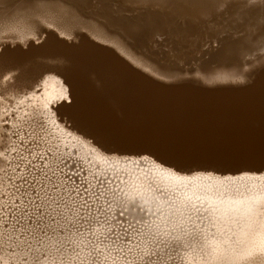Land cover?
I'll use <instances>...</instances> for the list:
<instances>
[{"label":"snow or ice","instance_id":"obj_1","mask_svg":"<svg viewBox=\"0 0 264 264\" xmlns=\"http://www.w3.org/2000/svg\"><path fill=\"white\" fill-rule=\"evenodd\" d=\"M16 17L6 22L4 34L34 32L32 45L51 35L52 25L68 30L90 4L98 8L122 7L148 10L163 25L160 37L179 42L194 31L227 19L243 37L264 41V0H17ZM223 43V41H222ZM53 48L54 44L51 45ZM0 45V249L10 264H174L166 232L150 219L143 206L145 191L168 202L170 190L145 174L135 177L122 170L112 174L98 169L91 157L54 135L43 112L21 110V96L36 90L42 78L9 55ZM75 53L53 51L52 64H62ZM264 71V58L261 62ZM255 67L250 68L254 72ZM67 79V77H66ZM65 101L72 106L75 92ZM63 119V118H62ZM76 120H65L67 127ZM81 127H86L82 124ZM104 153L148 156L178 173L216 171L176 162L159 150L141 148L123 152L100 142L87 131L81 133ZM240 171H264L261 167ZM195 205H181L176 213H200ZM190 218V217H189ZM142 242V243H141ZM252 264H264V252L249 253Z\"/></svg>","mask_w":264,"mask_h":264},{"label":"bare ground","instance_id":"obj_2","mask_svg":"<svg viewBox=\"0 0 264 264\" xmlns=\"http://www.w3.org/2000/svg\"><path fill=\"white\" fill-rule=\"evenodd\" d=\"M87 14H85L81 11V14L79 17L83 18L84 16H87ZM89 16H87L88 19H89ZM82 18H81V20H83ZM92 18L93 17H91L90 19H92ZM130 19L131 18H129V22H130ZM74 22H76V21H74ZM80 22L82 23V21H79V23ZM95 22H97V21H95ZM126 22H128V21H126ZM86 23H87V21H86ZM110 23H112V20ZM91 24H90V26H91ZM126 24L124 23L123 25H126ZM133 24H135V23H133ZM149 24H150V21H149ZM80 25H82V24H80ZM86 25H89V24H86ZM154 25H156V24L154 23ZM227 25H231V24H229L227 19L218 20L216 23L209 25L207 29L194 31L193 34L188 39L183 40V41H179V42L175 41V42L176 43H183L184 42V44L186 43L185 41L189 42L188 46H182V49H181V52H182V50L186 47L185 50L189 53V52H192V51L198 49V47L202 44V42L204 40H206V41H207V39H209L211 41L213 40L214 45L216 42L218 43V44L216 43L219 46V48H218L219 50L218 51L216 50L218 53H220V54L221 53H227V55L231 54V57H232V55H234V56H237L238 58L239 57L243 58V56L248 54L249 51L256 50V47L259 44H263L262 42H264V41H261L260 39H257L255 42H253L249 38H246L249 40L245 41V39H242L244 37L241 35H239L238 38L236 35V38H233V39L231 37H229V35L225 36V37L220 36V32H222V31L226 32V30L229 29V27L226 29ZM104 26H106V24ZM127 26H126V28H127ZM74 27L76 28V26H74ZM77 27H78V25H77ZM120 27H122V26H120ZM57 28L60 29L62 32L67 33V31L64 28H61V27H57ZM75 28H73V29H75ZM98 28H99V25H98ZM130 28H131V26H130ZM144 28H145V26H144ZM144 28H142L143 32H144ZM106 29H108V28H106ZM121 29H124V28H121ZM155 29L158 31L164 30V28L162 29V26L160 28V27H158V25H157V28H155ZM88 30H91V28ZM131 30H133V29H131ZM104 31H105V29H104ZM108 31H109V29H108ZM111 31H113V30H110V32ZM115 31H114V33H115ZM127 31H126V33H127ZM71 32H76V31H69L68 33H71ZM77 32H78V29H77ZM96 32H98V31H96ZM105 32H107V30ZM105 32H103V34H101V35H105V37H106V35H108V34H104ZM132 32H134V30ZM138 32H140L139 28H138ZM78 33H80V32H78ZM158 33H160V32H158ZM91 34H93V33H91ZM99 34H100V32H99ZM131 34H129V35H131ZM86 35H87V37L89 36L88 34H86ZM137 35L138 34H136V36ZM232 35H234V34L232 33ZM90 36H93V35H90ZM115 36H118V35H115ZM134 36H135V34H134ZM138 36H140V35H138ZM146 36H148V35H146ZM146 36L144 37V39L146 38ZM87 37H81L80 36L79 42L71 43V42L63 41V40L59 39L56 35H54L52 33L51 35L46 36L44 41H47V42L44 43L43 45H41V44L30 45L27 48H20V47L9 48L10 49L9 55H11L12 57L16 58L17 60L23 62L25 65H27L29 67L32 64L34 65L35 61L37 62L36 59H38V57H44L47 60L50 59L53 51L60 52V53H64V52L75 53V55L69 56V58L66 59L65 62L62 64H51V65L49 64L47 66L46 65L45 66L40 65V67L38 68V64L36 63L37 67L35 66L32 69H33L34 76H36V77L40 76L41 73L43 74L47 70L57 71L61 75V77L64 79L63 81L65 82V84L67 85V87L69 89L68 92L69 93L73 92V91L75 92L76 100L73 101L72 106H69L67 103L64 102L63 104H61L58 107L59 108L58 114H61L65 120H68L69 117H72L73 119H75L76 123L73 126L76 127L79 131H81V132L87 131L91 134H94L98 137L100 142L106 144L108 147H111V148L119 150V151L128 152V151H135V150H138L141 148H149L152 150H159L160 154L162 156L173 157L176 162L187 161L193 167H211V168H218V169L229 170V171L239 170L241 168H249V167L259 168V167H261V163H262V161H264V71L261 70V62L258 66L255 65L256 67H255L254 72H250V71H248V69L246 70V76H244L245 79L248 78V79H246L247 81H249V80L253 81L250 84L246 83L247 85H244L243 83H242L243 85H241L239 83L237 84L240 86H237L236 84L232 85L231 83L230 84L229 83L224 84L222 86H219L218 84L217 85H213V84L209 85V84L199 83L198 81L195 82L194 80L191 81L192 79L191 80H185V81L180 80V81H172V82H168V81L163 82L162 79L160 80L158 78L159 79L158 80L156 78L158 76L154 77L153 76L154 73L150 74L148 72H145L146 70L140 69V67L138 68V67L133 65L132 62H134V63L137 62V63H139V66L142 65L144 67L150 68V66L153 64L152 59H150L151 57H148V58L150 59L149 62L151 61L152 64H150L149 62L147 63L148 59H146L145 61L143 60V59H145L144 57L146 55L144 54L145 56L142 57L143 55L140 53L141 51H139L140 55L136 52L135 53L139 56L142 55L141 56L142 59H138V58H136V56L134 57V55L132 54L133 58L135 60L132 62H128L129 60L127 61V59L125 60L123 58L125 55L123 57H121V55L117 53L118 51L113 50L114 47L112 49V48H109L111 46H109V47L103 46L99 42L98 43L93 42L94 39H93V41H91ZM132 37H133V35H132ZM248 37H250V36H248ZM136 38L137 37H135V39ZM148 38H147V40H148ZM99 40H101V39H99ZM116 40H117V38H116ZM102 41H103V39H102ZM142 41L140 40V42H142ZM222 41H223V43H222ZM105 42H107L106 39H105ZM122 42L115 41V43L117 44L115 47L118 46L120 49H122L124 52H126L128 45L131 43L128 44L127 42L124 43L125 41H122ZM145 42H146V40H145ZM145 42H144V45H145ZM241 42H244V44H243L244 48L242 50L236 48L237 43L241 44ZM111 43H112V41H111ZM52 44L55 45L54 48L51 46ZM239 47H242V46H239ZM175 48H177V47L175 46ZM178 48H180V47H178ZM128 49H130V48H128ZM130 51H131V49H130ZM133 52L131 51L130 53H133ZM119 53H120V51H119ZM127 55L128 54H126V57H127ZM132 55H129V56L132 57ZM177 55L179 56V54H177ZM44 58H42V59H44ZM192 59H193V57L190 60H192ZM209 59L210 58H208V60ZM39 61L40 60L38 59V62ZM205 61H207V60L204 59V62ZM257 61H258V59H257ZM47 63H49V62L47 61ZM256 64H257V62H256ZM33 65H32V67H33ZM165 66L166 65H164V67ZM253 66L250 64V67H253ZM228 67L229 68H227V69L229 71L230 66H228ZM250 67H249V70H250ZM160 68H162V67H160ZM169 68H170V65H169ZM223 68L225 69V67H223ZM150 69H152V66ZM171 69H169L168 72ZM182 69H184V68H182ZM218 69H217V71H218ZM220 69H222V68L220 67ZM241 69H242V67H241ZM153 70L155 71L156 69H153ZM158 70H160V69H158ZM164 70H167V69L165 68ZM173 70H175V69L173 68ZM186 70H185V73H186ZM197 70L199 71V69H197ZM160 71L162 72V69ZM181 71H179V73ZM203 71H205V70H203ZM163 72H162V75H163ZM182 72H184V71H182ZM160 73H158V74H160ZM225 73H226V71H225ZM232 73H230V75ZM241 73H244V72L241 71ZM166 74H167V72H166ZM233 75L235 76L234 73H233ZM66 77H67V79H66ZM239 77H241V76H239ZM172 78L175 79L174 77H172ZM236 78H238V77H236ZM223 79H224V76H223ZM62 87H64V86L59 80H56V79L49 80V82L47 83V86L45 87L43 99H41V98L39 99V97L35 98V99H31V103H28L27 105H26V102L23 103L21 101L24 105L23 110H28V109H31L32 107H37L43 112V114H45V110L43 108L44 103L48 104V101L51 100L52 98H54L55 96H58L60 94L62 95L64 92V88H62ZM40 89H42V88H40ZM38 91H40V90H38ZM31 93H34V92H31ZM45 117H44V119H45ZM82 124L86 125V127H81ZM52 127H53V125H52ZM52 129H50V130H52ZM79 149H80V147H79ZM81 149H82V147H81ZM81 152H82V150L80 151V153ZM90 152H91V150H90ZM93 154H97V153H93ZM93 156L91 155V157H93ZM97 159H98V157H97ZM103 165L104 164L102 163V166ZM126 167H127V169L122 168V171H127V172L131 171L132 168H128L129 166H127V165H126ZM134 170L132 169V171L129 172V173L133 174V179H135V177H137V176L143 177L145 174H147L152 179H154L158 184L162 183L161 182L162 180L160 179V177L155 179V176H153L151 173L148 174V173H145L142 171L139 172V171H134ZM166 183H167V181H166ZM196 188H197V186H196ZM191 190H193V189H191ZM213 191H215V190L213 189ZM211 192H212V189H211ZM207 193H208V191H207ZM210 193H208V194H210ZM195 195H197V194H195ZM209 196H212V195H209ZM145 200L152 201L153 199L150 200V199L144 197V201ZM169 203H170V201H169ZM256 203H259V202H256ZM256 203H252V204L256 205ZM177 204H178V202H177ZM240 204H243V203H240ZM261 204L263 205V202ZM175 207H179V206L175 205ZM258 207H259V205H258ZM258 207L256 206L255 209H258ZM250 208H252V211H253L254 206L250 207ZM149 209L152 210L151 208H149ZM160 209H162V208H160ZM258 212H261V211H258ZM230 213H232V212H230ZM189 214L190 213H188V215ZM249 214L252 215V213H249ZM167 215L164 216L165 219H166V217H168ZM210 215H212V214H210ZM156 216L158 217V215H156ZM253 216H255V214ZM170 217H171V215H170ZM186 217H185V219H186ZM189 217H192V216H189ZM195 217H197V216H195ZM214 217H216V216H214ZM221 217H222V221H225V223L229 222V219L227 217H224V216H221ZM238 217H240V216H238ZM262 217L263 216L260 215L259 218H262ZM205 218L206 217H204V219ZM212 218L210 219L211 222L214 220V219L212 220ZM252 218H254V217H252ZM179 219H181V218L179 217ZM162 220L164 221V219H162ZM195 220H196V218L194 219V221ZM249 220L250 219H248V221ZM259 220H262V219H259ZM163 221L161 223H163ZM168 221H170V220H168ZM168 221H167V223H168ZM215 221H217V220H215ZM222 221H220L219 223H221ZM245 221H247L246 218H245ZM157 222H158V219H157ZM185 222H187V220ZM164 223H165V221H164ZM203 223H201V224H203ZM219 223H217V224H219ZM239 223H241V222H239ZM196 224H197V220H196ZM196 224H195V226H196ZM211 224H209V225H211ZM173 225H175V224H173ZM179 225L177 226L178 228L184 227V226L179 227ZM200 226L201 225L199 224V227ZM206 226H208V225H206ZM170 227H171V225L169 226V228ZM202 227H204V226H202ZM235 227H237V226H235ZM215 228H216V226H215ZM222 228H223V226H222ZM237 228H239V227H237ZM245 228L247 229V227H245ZM163 229H164V227H163ZM185 229H187V228H185ZM243 229L244 228H242V230ZM251 229H252V227H251ZM254 229H256V226ZM171 230H169V231H171ZM195 230H196V228H195ZM208 230H206V231H208ZM186 232L188 234V231H186ZM197 232L199 233V231H197ZM214 232H217V231H214ZM245 232H247V230ZM176 233L177 232L175 231V234ZM189 233H190V231H189ZM194 233H195V231H194ZM223 233H224V231H223ZM250 233H252V230ZM191 234L192 233H190V235ZM205 234H206V232H205ZM226 234L227 233H225V236H226ZM171 235L173 236V234H171ZM214 235H215V233H214ZM229 235H232V234H229ZM241 235H242V233H241ZM199 236L198 237L197 236H195V237L190 236V237H185V238H179L180 239L179 244L175 247V250L172 251V255L177 254V256L175 255V257L178 258V261L182 260L183 261L182 264H207L210 261L212 262V260L215 258L216 254H217V249H219L222 244L225 245V243H222L224 241H222V242L218 241L219 238H217L218 239L217 241L216 240H212V241L209 240L208 241L206 239H209V237L206 239H203V237L199 238ZM208 236H210V238H213V237H211V233ZM222 236H224V235H222ZM245 236H247V235H245ZM171 238H168V239H171ZM241 240L242 239H240V241ZM230 241H232V240H230ZM170 242H171V240H170ZM233 242H235V241H233ZM248 243H249V240H248ZM253 243H250V244H253ZM235 244H234V250L237 248V246L235 248ZM242 245H244V244H242ZM254 245H255V243H254ZM255 247H256V245H255ZM231 248H233V246ZM249 248H250V246H249ZM261 248H263V247H261ZM240 249H238V251H240ZM246 249H247V247H246ZM257 249L258 248H256V250ZM232 250H231V252H232ZM1 251H2V249H1ZM246 251H250V250L248 249ZM236 252H237V250H236ZM262 252H263V249H262ZM225 253H224V255H226ZM247 253H249V252H247ZM259 253L260 252H258L257 254H259ZM235 254L238 255L239 253L238 254L235 253ZM248 255L245 258L246 260L248 259L247 258ZM233 256H229V257H233ZM240 256H241V254H240ZM1 257H2V255H1ZM242 257L243 256H241V258H240L241 260L243 259ZM222 258H224V256ZM216 260H218V259H216ZM223 261H225V260H223ZM223 261H221V262L223 263ZM228 261H229V259H228ZM7 262H8V260H7ZM174 262H177V261H174ZM233 262H234V260H233ZM238 262H237V264H238ZM178 263H180V262H178ZM218 263H219V261H218ZM230 263H232V262H230ZM239 263H241V262H239ZM246 263H247V261H246ZM211 264H213V263H211ZM244 264H245V262H244Z\"/></svg>","mask_w":264,"mask_h":264},{"label":"rangeland","instance_id":"obj_3","mask_svg":"<svg viewBox=\"0 0 264 264\" xmlns=\"http://www.w3.org/2000/svg\"><path fill=\"white\" fill-rule=\"evenodd\" d=\"M19 11V4L17 2V0H0V45L2 44H6L8 45L9 48H16V47H20V48H27L29 47L30 45H32V37H34L36 35V33L34 32H21V33H16V34H8V35H5L4 34V27L3 25L6 23V22H10L12 21L17 13ZM81 11L85 14H87V16H89V19L87 16H84L83 18L82 17H79L77 20H75L76 22H73L72 24V27L67 31V33H64L62 32L60 29H58L56 27V25H52L53 29H55V31L53 32L54 35H56L59 39L63 40V41H68V42H71V43H77L79 42V38L80 36L81 37H87L86 34H88L89 36L90 35H97L96 37L94 36H88L87 38L90 39L91 41H94L95 43H101V45L103 46H106V47H109V48H112L114 47L113 50L115 51H118L117 53L121 55V57H123L124 55V59L128 62H132L134 61L135 59L133 58V55L134 57L136 56V58L138 59H142V57H144L145 55V59H143L144 61L146 59L147 60V63L149 62L150 59H152V63L151 61L149 62L150 64H152V69L151 66L150 68L149 67H144L142 65L139 66V63L137 62H132L134 66L136 67H140V69H144L146 70L145 72H148V73H154V77H156L157 79L159 78L160 80L162 79L163 82H172V81H185V80H191V81H195V82H199V83H203V84H209V85H219V86H222L224 84H232V85H237L238 83L241 84V85H247L246 83L250 84L251 82L253 81H247L246 78L244 76H246V70L248 69L249 70V67H250V64L254 67H256L255 65H259L260 62H262V57L264 58V42H262L263 44H259L257 47H256V50H251L249 51L248 54L244 55L243 58L241 57H237V56H234L232 55L231 57V54H228L227 53H218L217 51L219 50V46L215 43L214 45V42L213 40H209L207 39L204 40L202 42V44L198 47V49L192 51V52H187L185 49L186 47L182 50L181 52V49H182V46H188L189 42L185 41L186 43L184 44L183 43H176L175 41H172L171 37H169L167 40L165 39H162L160 37V31L156 30L155 28H157V23H156V17L154 16V13L150 12V11H146V10H142V9H136V8H129V7H122V8H119L118 10L117 9H111V8H98L96 7L94 4H90L88 5L87 7H84L81 9ZM92 11V12H91ZM92 14H91V13ZM149 12V13H148ZM148 13V14H147ZM152 13V14H151ZM87 17V18H86ZM91 17H93L92 19H90ZM123 17V18H122ZM140 17V18H139ZM152 17V18H151ZM81 18L83 20H81ZM129 18L130 19V22H129ZM85 19V20H84ZM108 19V20H107ZM128 19V20H127ZM154 21H153V20ZM112 20V23H110ZM122 20V21H121ZM132 20V21H131ZM148 20V21H147ZM79 21H82V23ZM87 21V23H86ZM89 21V22H88ZM97 21V22H95ZM128 21V22H126ZM147 21V22H146ZM149 21H150V24H149ZM78 22V23H77ZM109 22V23H108ZM123 22V23H122ZM132 22V23H131ZM137 22V23H136ZM145 22V23H144ZM92 23V24H91ZM96 23V24H95ZM101 23V24H100ZM103 23V24H102ZM115 23V24H114ZM121 23V24H120ZM126 24V25H123V24ZM135 23V24H133ZM152 23V24H151ZM154 23L156 25H154ZM76 24V25H75ZM82 24V25H80ZM84 24V25H83ZM86 24H89V25H86ZM91 24V26H90ZM106 24V26H104ZM145 28H144V26ZM78 25V27H77ZM96 25V26H95ZM98 25H99V28H98ZM101 25V26H100ZM128 25V26H127ZM142 25V26H141ZM76 26V28L74 27ZM108 26V27H107ZM122 26V27H120ZM125 26V27H124ZM127 26V28H126ZM131 26V28H130ZM148 26V27H147ZM154 26V27H153ZM156 26V27H155ZM162 26V29H163V25L160 24L158 27L161 28ZM232 26V27H231ZM82 27V28H81ZM86 29H84V28ZM93 27V28H92ZM95 27V28H94ZM105 27V28H104ZM229 27V29H227ZM75 28V29H73ZM91 30H88L90 29ZM108 28V29H106ZM121 28H124V29H121ZM126 28V29H125ZM135 28V29H134ZM138 28H139V31L138 32ZM144 28V32H143V29ZM147 28V29H146ZM77 29H78V33L77 32ZM107 30V32L104 31ZM134 32H132L133 30ZM152 29V30H151ZM226 32L225 31H222L220 32V36L222 37H225V36H228L231 37L232 39L233 38H236V35H237V38L239 37V33L236 31V27L235 25H227L226 27ZM93 30V31H92ZM102 30V31H101ZM110 30H113L110 32ZM119 33H117L116 31ZM127 33H126V31ZM151 30V31H150ZM231 32H230V31ZM69 31H76V32H71V33H68ZM87 31V32H86ZM92 31V32H91ZM98 31V32H96ZM115 31V33H114ZM136 31V32H135ZM162 31V30H161ZM228 31V32H227ZM93 34H91V33ZM100 32V34H99ZM103 32H105L104 34H108L106 35H101L103 34ZM129 32V33H128ZM138 32V33H137ZM147 32V33H146ZM152 32V33H151ZM85 33V34H84ZM97 33V34H96ZM112 33V34H111ZM114 33V34H113ZM117 33V34H116ZM132 33V34H131ZM140 33V34H139ZM149 33V34H148ZM229 33V34H228ZM232 33L234 35H232ZM68 34V35H67ZM70 34V35H69ZM83 34V35H82ZM131 34V35H129ZM135 34V36H134ZM136 34L140 35V36H136ZM152 34V35H151ZM80 35V36H79ZM101 35V36H100ZM114 35V36H113ZM115 35H118V36H115ZM133 35V37H132ZM144 35V36H143ZM148 35V36H146ZM232 35V36H231ZM47 35L43 36V37H40V39L42 41L45 40ZM146 36V38L144 39V37ZM234 36V37H233ZM98 37V38H97ZM103 37V38H102ZM105 37V38H104ZM110 37V38H109ZM122 37V38H121ZM135 37H137L136 40ZM142 37V38H141ZM149 37V38H148ZM117 38V40H116ZM148 38V40H147ZM152 38V39H151ZM246 38H249L251 39L250 37H244L242 39H245V41L249 40V39H246ZM101 39V40H99ZM103 39V41H102ZM105 39L107 42H105ZM109 39V40H108ZM111 39V40H110ZM115 39V40H114ZM120 39V40H119ZM124 39V40H123ZM126 39V40H125ZM150 39V40H149ZM259 39V38H258ZM135 40V41H134ZM140 40L142 42H140ZM146 40V42H145ZM101 41V42H100ZM110 41V42H109ZM112 41V43H111ZM115 41H118V42H122V41H125L124 43H131L128 45V48L131 49V51L133 53H130V49L127 48L126 52H124L122 49H120L118 46L115 47L117 44L115 43ZM137 41V42H136ZM109 42V43H108ZM144 42H145V45H144ZM205 42V43H204ZM208 42V43H207ZM212 42V43H211ZM103 43V44H102ZM108 43V44H107ZM123 43V42H122ZM105 44V45H104ZM110 44V45H109ZM139 46H138V45ZM143 44V45H142ZM239 44V45H238ZM244 42H241L240 43H237V46L236 48L242 50L244 47ZM37 45V44H36ZM113 45V46H112ZM148 45V46H147ZM203 45V46H202ZM217 45V46H216ZM263 45V46H262ZM175 46L178 48H175ZM216 46V47H215ZM239 46H242V47H239ZM246 47V46H245ZM133 48V49H132ZM147 48V49H146ZM172 48V49H171ZM217 48V49H216ZM119 49V50H118ZM136 49V50H135ZM170 49V50H169ZM174 49V50H173ZM177 49V50H176ZM180 49V50H179ZM164 50V51H163ZM180 52H179V51ZM217 50V51H216ZM120 51V53H119ZM130 51V52H129ZM138 51V52H137ZM139 51H141L140 53L142 54L141 56ZM170 51V52H169ZM175 51V52H174ZM254 51V52H253ZM260 51V52H259ZM124 54H123V53ZM129 52V53H128ZM138 53L139 55H137L136 53ZM143 52V53H142ZM153 52V53H152ZM163 54H162V53ZM122 53V54H121ZM135 53V54H134ZM186 53V54H185ZM213 53V54H212ZM256 55H255V54ZM263 53V54H262ZM126 54L127 57H126ZM133 54V55H132ZM145 54V55H144ZM168 54V55H167ZM173 54V55H172ZM179 54V56L177 55ZM129 55H132L129 56ZM172 55V56H171ZM181 55V56H180ZM215 55V56H214ZM220 55V56H219ZM263 55V56H262ZM171 56V57H170ZM188 56V57H187ZM217 56V57H216ZM227 56V57H226ZM261 56V57H260ZM126 57V58H125ZM140 57V58H139ZM148 57H151L150 59ZM193 57L192 60H190L191 58ZM214 57V58H213ZM237 57V58H236ZM44 57H38V59L40 60L39 63L38 62V59L37 62L35 61L33 67L32 65L30 66L31 68H34L35 66L37 67L36 63L38 64V68L41 66H47V65H51L52 63H50V59H42ZM130 58V59H129ZM133 58V59H132ZM196 60H195V59ZM208 58H210L208 60ZM236 58V59H235ZM132 59V60H131ZM189 59V60H188ZM204 59L207 60L204 62ZM234 59V60H233ZM253 59V60H252ZM255 59V60H254ZM258 59V61H257ZM157 60V61H156ZM187 60V61H186ZM202 60V61H201ZM250 60V61H249ZM260 60V61H259ZM43 61V62H42ZM47 61L49 63H47ZM155 61V62H154ZM201 61V62H200ZM220 61V62H219ZM158 62V63H157ZM200 62V63H199ZM210 62V63H209ZM223 62V63H222ZM225 62V63H224ZM257 62V64H256ZM45 63V64H44ZM47 63V64H46ZM131 63V64H132ZM138 65H137V64ZM160 63V64H159ZM172 63V64H171ZM209 63V64H208ZM255 63V64H254ZM159 66H157V65ZM162 64V65H161ZM164 65H166L164 67ZM169 65H170V68H169ZM173 67H172V66ZM204 65V66H203ZM215 65V66H214ZM230 66V70L228 71L227 68H229L228 66ZM154 66V67H153ZM156 66V67H155ZM168 66V67H167ZM201 66V67H200ZM233 66V67H232ZM143 67V68H142ZM162 67V68H160ZM180 67V68H179ZM184 69H182V68ZM199 67V68H198ZM220 67L222 69H220ZM225 67V69L223 68ZM238 67V68H237ZM242 67V69H241ZM167 69V70H164V69ZM172 68V69H171ZM173 68L176 70H173ZM199 69V71L197 69ZM201 68V69H200ZM219 68V69H218ZM235 68V69H234ZM237 68V69H236ZM241 70H240V69ZM251 68V67H250ZM153 69H156L155 71ZM158 69H162V72H163V75H162V72ZM171 69L169 72L168 70ZM188 71H187V70ZM190 69V70H189ZM193 69V70H192ZM205 71H203V70ZM209 69V70H208ZM218 69V71H217ZM148 70V71H147ZM184 72H182V71ZM185 70H186V73H185ZM197 70V71H196ZM201 70V71H200ZM220 70V71H219ZM235 70V71H234ZM159 71V72H158ZM174 71V72H173ZM179 71H181L179 73ZM226 71V73H225ZM244 72V73H241ZM161 72V73H160ZM167 72V74H166ZM171 72V73H170ZM189 72V73H188ZM203 72V73H202ZM205 72V73H204ZM218 72V73H217ZM235 74V76L233 75V73ZM160 73V74H158ZM170 73V74H169ZM183 73V74H182ZM211 73V74H210ZM230 73H232L230 75ZM238 75H237V74ZM191 74V75H190ZM210 74V75H209ZM228 74V75H227ZM244 74V75H243ZM190 75V76H189ZM204 75V76H203ZM207 75V76H206ZM192 76V77H191ZM223 76H224V79H223ZM229 76V77H228ZM241 76V77H239ZM39 77V76H38ZM172 77H174L175 79H173ZM196 77V78H195ZM238 77V78H236ZM201 78V79H200ZM51 79H56V80H59L64 87V92L63 94L61 95H58V96H55L54 98H52L51 100L48 101V104H45L43 105V108L45 110V114H44V117H45V120L48 124V126L50 127V129H52L51 131L54 132V134L58 137L61 138V140L70 145V146H74L75 148H77L79 150V152L82 150V152L80 153L81 155H84V156H88L91 157V155L93 157H91L94 161V163H96L98 169L102 172H107L108 174H112L113 173V169H116V170H122V168H126V165L129 166L128 168H132L134 171H139V172H145V173H151L153 176H155V179H157L158 177H160V179L162 180L161 182V187L166 189V190H170V203L169 201L168 202H163V201H160L159 200V197L155 196L152 192H148L146 191L144 193V197L152 200V201H149V200H145L143 201V206L144 208L146 209L148 215H149V218L150 219H153L157 224L160 225V227L163 229H165L166 232L173 234V236L169 235L167 237V240L169 243H172L173 241H176V240H180L179 238H185V237H195V236H199V238L203 237V239H206L209 237V239H206V240H218L217 238H219L218 241H224L222 243H225V245H221V247L219 249H217V254L215 256V258L212 260V262L210 261L209 263L207 264H237V262H241L238 264H252V262L250 260H246V256L249 254V253H262V249H263V252H264V171H240V170H234V171H229V170H223V169H218V168H215L217 169L216 171H195V172H190V173H178L176 172L174 169H171L169 167H167L166 165H161L159 162H157L155 159H153L152 157H148V156H145L143 157V159H141V157L139 156H135V155H118L116 153H104L102 151V149L99 148L98 145H96L94 142L86 139V137L84 135H82L81 131H79L76 127L72 126V127H67L66 124H65V119L63 118V116L61 114H58L59 113V106L61 104H63L64 102L67 103L65 101V97H68L69 99H71L69 97V89L67 87V85L65 84V82L63 81L64 79L61 77V75L55 71V70H47L43 73L42 75V78L39 79V82L36 84V90L35 91H30L27 96H21L17 99L16 103L20 105V108L21 110H23V103L26 102V105L28 103H31V99H35V98H38L39 99H43L44 97V91H45V87L47 86V83L49 82V80ZM158 79V80H159ZM177 79V80H176ZM170 80V81H169ZM252 80V79H251ZM237 81V82H236ZM241 83H240V82ZM247 81V82H246ZM58 82V81H57ZM243 83V84H242ZM42 86V87H41ZM237 86H240V85H237ZM42 88V89H40ZM44 89V90H43ZM40 90V91H38ZM31 92H34V93H31ZM39 92V93H38ZM37 93V94H36ZM30 95V96H29ZM41 95V96H40ZM54 99V100H53ZM26 100V101H25ZM21 103H20V102ZM19 102V103H18ZM52 105H51V104ZM50 105V106H49ZM52 106V107H51ZM49 107V108H48ZM51 107V108H50ZM49 112H48V111ZM47 112V113H46ZM53 117V118H52ZM63 118V119H62ZM53 119V120H52ZM54 122V123H53ZM55 124V125H54ZM53 125V127H52ZM59 125V126H58ZM57 130V131H56ZM59 131V132H58ZM61 134V135H60ZM76 144V145H75ZM83 144V145H82ZM80 147V149H79ZM82 147V149H81ZM87 149H86V148ZM91 150V152H90ZM97 153V154H93V153ZM84 153V154H83ZM86 153V154H85ZM91 153V154H90ZM98 157V159H97ZM96 161V162H95ZM118 161V162H117ZM102 163L104 164L102 166ZM146 164V165H145ZM153 164V165H152ZM100 166V167H99ZM102 166V167H101ZM149 166V167H148ZM110 168V169H109ZM199 168H208V169H213L211 167H199ZM102 169V170H101ZM104 169V170H103ZM131 169V171H132ZM137 169V170H136ZM143 169V170H142ZM107 170V171H106ZM110 170V171H109ZM129 171V172H131ZM169 175V176H168ZM165 177V178H164ZM171 179V180H170ZM169 180V181H168ZM178 180V181H177ZM167 181V183H166ZM169 182V183H168ZM197 186V188H196ZM193 187V188H192ZM195 187V188H194ZM215 187V188H214ZM193 190H191V189ZM258 188V189H257ZM196 189V190H195ZM206 189V190H205ZM209 189V190H208ZM211 189H212V192H211ZM213 189L215 191H213ZM200 191V192H199ZM210 193L208 194L207 193ZM218 191V192H217ZM193 192V193H192ZM196 192V193H195ZM198 192V193H197ZM260 192V193H259ZM148 195H147V194ZM197 195H195V194ZM200 193V194H199ZM205 193V194H204ZM214 194V195H213ZM259 194V195H258ZM192 195V196H191ZM207 197H206V196ZM209 195H212V196H209ZM261 195V196H260ZM150 196V197H149ZM188 196V197H187ZM215 196V197H214ZM217 196V197H216ZM256 197V198H255ZM262 197V198H261ZM177 199V200H176ZM261 199V200H260ZM176 200V201H175ZM184 201V202H183ZM263 202V205L261 204ZM178 202V204H177ZM186 202V203H185ZM232 202V203H231ZM256 202H259V203H256ZM170 205H169V204ZM174 203V204H173ZM240 203H243V204H240ZM252 203H256V205L252 204ZM195 205L197 208L201 209L200 213H190L188 215L187 212L184 213V215H180V213H176V219L174 220H170V215H172V212L176 209V208H179L181 207V205ZM248 204V205H247ZM146 205V206H145ZM154 205V206H153ZM174 205V206H173ZM176 206H179V207H175ZM259 205V207H258ZM262 205V206H261ZM170 206V207H169ZM249 206V207H248ZM254 206V209L252 211V208L250 207H253ZM258 207V209H255V207ZM149 208H151L152 210H150ZM162 208V209H160ZM172 208V209H171ZM244 208V209H243ZM157 209V210H156ZM171 209V210H170ZM262 209V210H261ZM162 210V211H161ZM166 210V211H165ZM220 210V211H219ZM161 211V212H160ZM171 211V212H170ZM228 213H227V212ZM255 211V212H254ZM258 211H261V212H258ZM150 212V213H149ZM152 212V213H151ZM159 212V213H158ZM163 212V213H162ZM170 214H168V213ZM232 212V213H230ZM221 213V214H220ZM249 213H252L249 214ZM255 216H253L254 214ZM260 213V214H259ZM164 214V215H163ZM168 214V215H167ZM197 214V215H196ZM200 214V215H199ZM212 214V215H210ZM214 214V215H213ZM223 214V215H222ZM233 214V215H232ZM263 214V215H262ZM158 215V217L156 216ZM168 216L166 217V219L164 218V216ZM247 215V216H246ZM249 215V216H248ZM261 216H263L262 218H259ZM178 216V217H177ZM186 219H185V217ZM189 216H192L190 218H188ZM196 218L197 220V224H196V220L194 221V217ZM213 218H212V217ZM216 216V217H214ZM221 216H224V217H227L229 219V222L228 223H225V221H222V217ZM240 216V217H238ZM153 217V218H152ZM179 217L181 219H179ZM204 217H206L204 219ZM220 217V218H219ZM254 217V218H252ZM258 217V218H257ZM193 218V219H192ZM212 218V222H211V219ZM219 218V219H218ZM245 218L247 221H245ZM257 218V219H256ZM157 219H158V222H157ZM161 219V220H160ZM164 219V221L162 220ZM207 219V220H206ZM242 219V220H241ZM248 219H250L248 221ZM259 219H262V220H259ZM170 220V221H168ZM176 220V221H175ZM187 220V222L185 221ZM194 222H193V221ZM217 220V221H215ZM234 220V221H233ZM163 221V223H161ZM168 221V223H167ZM172 221V222H171ZM184 221V222H183ZM189 221V222H188ZM220 221H222L221 223H219ZM244 221V222H243ZM257 221V222H256ZM171 222V223H170ZM182 222V223H181ZM204 222V223H203ZM206 222V223H205ZM241 222V223H239ZM249 222V223H248ZM254 222V223H253ZM161 223V224H160ZM175 225H173V224ZM181 223V224H180ZM196 227L195 226V224ZM203 223V224H201ZM213 225H212V224ZM219 223V224H217ZM238 223V224H237ZM246 223V224H245ZM260 223V224H259ZM180 224V225H179ZM184 224V225H183ZM187 226H186V225ZM199 224L201 225L199 227ZM211 224V225H209ZM234 224V225H233ZM252 226H251V225ZM258 224V225H257ZM165 225V226H164ZM171 225V230L169 228V226ZM179 225V227L181 226H184L182 228H178L177 226ZM208 225V226H206ZM216 228H215V226ZM246 225V226H245ZM260 225V226H259ZM167 226V227H166ZM204 226V227H202ZM214 226V227H213ZM223 226V228H222ZM239 228H237V227ZM242 226V227H241ZM256 226V229H254ZM175 227V228H174ZM202 227V228H201ZM209 229H207V228ZM213 229H212V228ZM247 227V229L245 228ZM252 227V233L251 230ZM171 230V231H169ZM177 228V229H176ZM184 228V229H183ZM190 228V229H189ZM196 228V230H195ZM200 228V229H199ZM234 228V229H233ZM242 228H244L242 230ZM175 229V230H174ZM181 229V230H180ZM205 229V230H204ZM212 229V230H211ZM216 229V230H215ZM219 229V230H218ZM221 229V230H220ZM247 232H245L246 230ZM254 229V230H253ZM178 230V231H177ZM185 230V231H184ZM206 234H205V232ZM208 230V231H206ZM228 230V231H227ZM236 230V231H235ZM175 231L177 232L175 234ZM181 231V232H180ZM188 231V234L187 232ZM192 233L190 235V233ZM195 231V233H194ZM199 231V233L197 232ZM214 231H217V232H214ZM220 233H219V232ZM224 231V233H223ZM240 231V232H239ZM179 232V233H178ZM208 232V233H207ZM231 232V233H230ZM239 232V233H238ZM183 233V234H182ZM201 233V234H200ZM211 233V237L213 238H210V235ZM215 233V235H214ZM217 233V234H216ZM219 233V234H218ZM223 233V234H222ZM225 233L226 236H225ZM236 233V234H235ZM242 233V235H241ZM187 236H186V235ZM204 236H203V235ZM229 234H232V235H229ZM255 234V235H254ZM179 235V236H178ZM183 237H182V236ZM202 235V236H201ZM224 235V236H222ZM247 235V236H245ZM178 238H177V237ZM181 236V237H180ZM207 236V237H206ZM250 236V237H249ZM252 236V237H251ZM172 237V238H171ZM205 237V238H204ZM223 239H222V238ZM232 237V238H231ZM234 237V238H233ZM241 237V238H240ZM245 237V238H244ZM249 237V238H248ZM168 238H171V239H168ZM228 238V239H227ZM259 238V239H258ZM240 239H242L240 241ZM251 239V240H250ZM171 240V242H170ZM232 240V241H230ZM248 240H249V243H248ZM229 241V242H228ZM235 241V242H233ZM258 241V242H257ZM242 242V243H241ZM256 245H254V243ZM142 243V242H141ZM236 243V244H235ZM242 247H240L238 244ZM250 243H253V244H250ZM257 243V244H256ZM231 244V245H230ZM233 244V245H232ZM234 244H235V248L237 246V248L234 250ZM244 244V245H242ZM248 244V245H247ZM263 245V246H262ZM219 246V245H218ZM233 246V248H231ZM250 246V248H249ZM253 246V247H252ZM247 247V249H246ZM263 247V248H261ZM228 248V249H227ZM241 248V249H240ZM245 248V249H244ZM255 248V249H254ZM256 248H258L256 250ZM223 249V250H222ZM233 249V250H232ZM238 249H240V251H238ZM250 250V251H246V250ZM253 249V250H252ZM232 250V252H231ZM237 250V252H236ZM252 250V251H251ZM228 251V252H227ZM246 251V252H245ZM254 251V252H253ZM256 251V252H255ZM226 255H224V253ZM249 252V253H247ZM2 253V254H1ZM184 253V252H183ZM220 253V254H219ZM228 253V254H227ZM235 253H239L238 255H236ZM223 254V255H222ZM234 256H233V255ZM243 256L242 258L244 259H240L241 256ZM2 255V257H1ZM175 255L177 256V254H174V261H177V262H174V264H182L183 261L181 262L180 260L178 261V258L175 257ZM233 256V257H229V256ZM224 256V258H222ZM245 256V257H244ZM220 257V258H219ZM229 257V258H228ZM238 257V258H237ZM2 258V259H1ZM8 257L5 255V252L1 249H0V264H9V260L7 259ZM229 261H228V259ZM233 258V259H232ZM237 258V259H236ZM8 262H7V260ZM177 259V260H176ZM218 259V260H216ZM240 259V260H239ZM3 260V261H2ZM5 260V261H4ZM216 260V261H215ZM223 261V263L221 261ZM234 260V262H233ZM215 263H214V262ZM219 261V263H218ZM247 261V263H246ZM250 261V262H249ZM3 262V263H2ZM232 262V263H230Z\"/></svg>","mask_w":264,"mask_h":264}]
</instances>
